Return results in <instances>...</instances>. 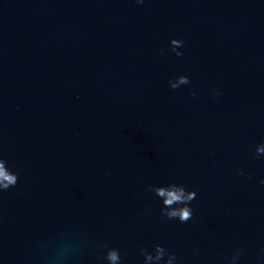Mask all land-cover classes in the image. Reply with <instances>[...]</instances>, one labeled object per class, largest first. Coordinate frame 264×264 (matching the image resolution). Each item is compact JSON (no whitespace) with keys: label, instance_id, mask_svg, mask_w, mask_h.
<instances>
[{"label":"water","instance_id":"water-1","mask_svg":"<svg viewBox=\"0 0 264 264\" xmlns=\"http://www.w3.org/2000/svg\"><path fill=\"white\" fill-rule=\"evenodd\" d=\"M262 147L264 0H0V264H264Z\"/></svg>","mask_w":264,"mask_h":264},{"label":"clouds","instance_id":"clouds-1","mask_svg":"<svg viewBox=\"0 0 264 264\" xmlns=\"http://www.w3.org/2000/svg\"><path fill=\"white\" fill-rule=\"evenodd\" d=\"M137 2H142V0H137ZM171 43L173 45L172 51L177 55H182L181 52H177L175 49L176 47L182 45L183 41L178 39H172ZM161 54H164L161 52ZM189 83L188 78L181 76L177 83H173L171 87L173 89H176L179 84H187ZM195 95V93H193ZM258 152H264V147L258 148ZM17 183V176L9 171H7L3 165L2 162H0V188L8 189L10 186H14ZM157 195L164 198V204L166 206H171L176 203H181L185 201H191L195 198L194 192H188L185 194L183 188H177L176 186H171L170 188H157L156 189ZM166 215L169 218L172 217H179L181 222H186L192 217V211L189 207H182L179 209H173L170 212H167ZM157 252H158V258L159 255L163 253V249L158 245L157 246ZM107 259L109 261V264H118V261L120 260V256L116 250H110L107 255ZM146 259H152L151 256H147Z\"/></svg>","mask_w":264,"mask_h":264}]
</instances>
